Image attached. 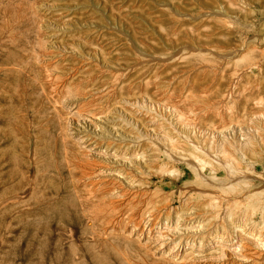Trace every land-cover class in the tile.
I'll return each mask as SVG.
<instances>
[{
	"label": "rangeland",
	"instance_id": "rangeland-1",
	"mask_svg": "<svg viewBox=\"0 0 264 264\" xmlns=\"http://www.w3.org/2000/svg\"><path fill=\"white\" fill-rule=\"evenodd\" d=\"M134 122L145 160L94 153ZM238 225L264 239V0H0V264H264Z\"/></svg>",
	"mask_w": 264,
	"mask_h": 264
},
{
	"label": "bare ground",
	"instance_id": "bare-ground-1",
	"mask_svg": "<svg viewBox=\"0 0 264 264\" xmlns=\"http://www.w3.org/2000/svg\"><path fill=\"white\" fill-rule=\"evenodd\" d=\"M123 102V100L121 101V103ZM164 110V109H163ZM90 116H92V115H90ZM133 120H135V119H133ZM132 120V121H133ZM91 123H92V121H91ZM97 124H99L98 122H96ZM96 123H95V125H96ZM134 124V127L137 129V131H138V134L137 135H135V137L133 138V140H131L132 142H133V145H132V149H131V152L129 151V150H125V149H123V148H121L120 150H115L114 148L112 149V151H111V149L110 148H108V149H110V152L109 151H105V150H103V151H100L99 149H98V151L97 152H94V153H96V155L98 154V155H101V156H104V157H110L111 158V160H114V162H116L115 164H117L118 165V163H120V164H123L122 166H124V164L125 165H132V166H135V165H133L132 163L135 161V163H137L136 165H138L140 162L139 161H143V159H144V153H143V137H145V136H143V134H142V132L140 131V129H139V125L137 124V122L135 123H133ZM187 127V126H186ZM193 127V126H192ZM188 128V127H187ZM192 129V128H191ZM153 129H151V131H152ZM198 131V130H197ZM200 131V130H199ZM202 131V130H201ZM200 131V132H201ZM109 132H110V136H111V138H113V139H116L117 138V136L118 135H121V132L118 130V127H114V125L112 126V127H110V130H109ZM204 132V131H203ZM202 132V133H203ZM217 132V131H216ZM144 133V132H143ZM193 133V132H192ZM205 133V132H204ZM207 133H209V135L210 134H212V135H214V130L211 132V131H208L207 130ZM218 133V132H217ZM148 134V133H147ZM107 135V134H106ZM146 135V134H145ZM204 135V134H203ZM211 135V137H213ZM215 136V135H214ZM149 139L151 140H153V138L154 137H151V133L149 134ZM217 137V136H216ZM123 138H125V136H122L121 135V137H120V139L122 140ZM214 138V137H213ZM120 140V141H121ZM127 140V139H126ZM129 140V139H128ZM183 140V139H182ZM185 140V139H184ZM93 141V140H92ZM187 141V140H186ZM77 142V141H76ZM128 142V141H127ZM154 142V141H153ZM184 142V141H183ZM81 143V146H83V147H87V149L88 150H95V148H91L90 149V145L88 144V143H83L82 141L80 142ZM187 143H188V141H187ZM150 144H151V142H150ZM92 146V145H91ZM150 146V145H149ZM151 146H153L152 144H151ZM99 147H100V145H99ZM154 147V146H153ZM98 148V147H97ZM81 149V148H80ZM85 149V148H84ZM123 149V150H122ZM148 149V148H147ZM196 151V150H195ZM87 152H89V151H87ZM173 156H174V153H173ZM201 157V156H200ZM155 158V157H154ZM173 158H175V157H173ZM110 160V159H109ZM145 160V159H144ZM189 161V160H188ZM95 162V161H94ZM111 162V161H110ZM152 162V161H151ZM97 163V162H96ZM134 163V164H135ZM98 165V164H97ZM96 165V166H97ZM102 165V164H101ZM97 166V168L95 169V168H93L91 171H90V173L89 172H87V173H89V174H87L86 173V171H85V173H86V176L85 177H87V179L89 180V183H94L95 184V187H96V191L98 190L97 188L98 187H101L100 185H102V180L100 179L101 178V174H104V173H106V172H109V171H113V170H115V171H117L118 173V176H120L119 174H121V177H122V181H124V182H130L129 183V185H128V187H126L125 186V188H117L116 186L115 187H111L110 189L108 188V189H103L102 191V193L104 194V195H107V196H109V197H113V196H116V195H124V196H133V194H135V192L133 191V186H134V183H133V181L131 182V181H128L129 179H126V178H130L129 177V175H126L125 173L124 174H122L123 172H121V171H119V170H117V169H115L114 167V169L113 170H111V168L110 167H103V166ZM114 165V163H112V166ZM141 165V164H140ZM104 166H106V165H104ZM116 168H117V166H115ZM120 166H118V168H119ZM124 168V167H123ZM127 168V167H126ZM88 169V168H87ZM89 170V169H88ZM113 173H115V172H113ZM83 174V173H82ZM100 174V175H99ZM116 174V175H117ZM84 175V174H83ZM83 178H84V176H83ZM118 178V177H117ZM133 179V178H132ZM86 180V179H85ZM104 180H105V178H104ZM118 180L119 181H121V179H119L118 178ZM86 182V181H85ZM103 183H106V182H103ZM125 183V184H126ZM91 184V185H92ZM118 184H120V183H118ZM117 184V185H118ZM225 184V183H224ZM127 185V184H126ZM103 186V185H102ZM110 186V185H109ZM108 186V187H109ZM118 186H120V185H118ZM137 186V185H136ZM102 188H104V186L102 187ZM135 188V187H134ZM141 188V187H140ZM234 188V187H233ZM92 189H94L95 190V188H92ZM91 189V190H92ZM124 189H126V190H124ZM204 189V188H203ZM202 189V190H203ZM138 191V190H137ZM134 192V193H133ZM206 192V191H205ZM100 193V192H99ZM101 195V194H100ZM136 195V194H135ZM134 195V196H135ZM141 195V194H140ZM206 195V194H205ZM101 196H103V195H101ZM123 197V196H122ZM207 197V196H206ZM104 198V197H103ZM108 198V197H107ZM133 199H135L136 198V196L135 197H132ZM184 198V197H183ZM116 199H118V197L116 198ZM125 199V198H124ZM127 199V198H126ZM108 200V199H107ZM129 200H131V199H129ZM104 201H106V200H104ZM109 201L111 202L112 200H108V202H107V204L109 203ZM121 201V200H120ZM120 201H118V202H120ZM123 201V200H122ZM251 201V200H250ZM130 202V201H129ZM206 202V201H205ZM106 203V202H105ZM117 203V202H116ZM186 203V202H185ZM190 203V202H189ZM109 205H110V203H109ZM112 205V204H111ZM189 205V204H188ZM206 206H207V203L205 204ZM203 207H205V206H203ZM113 208V207H112ZM195 208V207H194ZM200 208V207H199ZM192 209V208H191ZM196 210H197V208H195ZM203 209V208H202ZM206 209H207V207H206ZM224 209V208H223ZM214 210V209H213ZM216 210V209H215ZM214 210V211H215ZM221 210V209H220ZM140 211V210H139ZM209 211V210H208ZM212 211V210H211ZM211 211H209V212H211ZM228 211V210H227ZM129 212V211H128ZM186 212V211H185ZM189 212V211H188ZM188 212H187V214H188ZM197 212H199V211H197ZM207 212V211H206ZM217 212H219V211H217ZM192 213H194V212H192ZM213 213L214 212H212L211 214L213 215ZM226 213V212H225ZM224 213V214H225ZM126 214V213H125ZM191 214V213H190ZM210 214V215H211ZM122 215H124V214H122ZM181 215V214H180ZM179 215V216H180ZM206 215H208V213L206 214ZM211 215V216H212ZM214 215H215V213H214ZM222 215H223V213H222ZM227 215V214H226ZM225 215V216H226ZM185 216H186V213H185ZM188 216V215H187ZM195 216H196V214H195ZM221 216V215H220ZM184 217V216H183ZM191 217V219H193L192 218V216H190ZM193 217H194V215H193ZM207 217V216H206ZM222 217V216H221ZM179 218V217H178ZM208 218H209V216H208ZM208 218H207V220H208ZM211 219H212V217H210ZM209 218V221H211V219ZM226 218V217H225ZM177 219V216H176V218H175V220ZM184 219H185V217H184ZM184 219H181V218H179V219H177L176 221H175V223L173 222V223H168L167 222V224L166 225H164V228L165 229H167L168 231H170L171 232V235H170V237L171 236H173L172 237V239L170 238V242H172V244H176V242L179 240V239H177L178 237H180V236H178V234H186V237H185V242L187 243V245H189V246H192L193 244H194V239L193 238H191V237H189V238H187L188 237V235H187V233H189V231H190V233L192 234L193 232L194 233H197L198 234V232H200L202 229H200V225H196V224H193L194 223V221L196 220V219H193L192 221H189V222H186ZM189 219V218H188ZM187 219V220H188ZM214 220V219H213ZM223 220V219H222ZM217 220H216V218H215V222H216ZM212 222V224L214 223L213 221H211ZM187 223H192V225L190 226V224H189V226H190V229H189V227H188V224ZM202 223V222H201ZM186 224H187V226H186ZM207 224V223H206ZM215 224V223H214ZM210 225V224H209ZM209 225H207V226H209ZM216 225H218V224H216ZM221 224L219 223V226H220ZM201 226H203V225H201ZM235 226V225H234ZM205 227V226H204ZM163 228V227H162ZM203 228V227H202ZM210 228V227H209ZM204 229V228H203ZM206 229V228H205ZM204 229V230H205ZM211 229V228H210ZM238 229L242 232V233H246L248 236H250V238H252V239H254L257 243H259L262 247H264V239H263V237L261 238L258 234H256L255 232H249V231H245L244 229H243V227H241L240 225H238ZM207 230H208V228H207ZM237 230V229H236ZM157 231V230H156ZM159 231V230H158ZM166 231V230H165ZM208 231H210V230H208ZM179 232V233H178ZM205 232V231H204ZM207 232V231H206ZM173 233V234H172ZM215 233V232H214ZM234 233V232H233ZM159 234L161 235L162 234V232H159ZM159 234H156L157 236L159 235ZM165 234V233H164ZM199 234H201V232L199 233ZM206 234V233H205ZM232 234V233H231ZM160 235H159V237H160ZM202 235V234H201ZM234 235V234H233ZM197 237H198V235H196ZM204 236V235H203ZM235 236V235H234ZM164 237H166V236H164ZM205 237H206V235H205ZM225 236L223 235H221V234H219V233H216V234H212V240H213V242H215V244L216 243H218L217 245L218 246H220V243L221 244H225L226 242H227V240H225V238H224ZM236 237V236H235ZM181 238V237H180ZM211 238V237H210ZM209 238V239H210ZM182 239V238H181ZM228 239V238H227ZM237 239L238 238H235L234 240H236L237 241ZM143 240V239H142ZM166 240V242H168L167 241V238L165 239ZM197 240V239H196ZM195 240V242H198V241H196ZM199 240V239H198ZM211 240V239H210ZM231 240H232V237H231ZM181 241H183V240H181ZM204 241V240H203ZM152 243V242H151ZM161 243V242H160ZM159 243V244H160ZM184 243V242H183ZM186 243H185V245H186ZM200 243H202L201 241H200ZM230 243H232V242H230ZM226 244H228V243H226ZM258 244V246L260 247V245ZM186 245V246H187ZM184 246V245H183ZM186 246H184V247H186ZM195 247H196V245H194ZM224 246V245H223ZM229 246H231L230 248H231V250H232V252H233V254H234V256H235V254H237L238 255V257H240V253H239V251H240V243L239 242H236V243H233V244H230ZM243 246V245H242ZM193 248V247H192ZM198 248H199V246H198ZM229 248V249H230ZM242 248V247H241ZM175 249V248H174ZM177 249V251H178V248H176ZM187 248H185V250H186ZM193 249H195V248H193ZM185 250H183V251H185ZM189 250V249H188ZM196 250H197V248H196ZM218 250V249H217ZM176 251V250H175ZM195 251V250H194ZM198 251V250H197ZM221 251V250H220ZM180 252V251H179ZM188 252V251H187ZM186 252V253H187ZM241 252V251H240ZM221 253V256L223 255V252L221 251L220 252ZM195 254V253H194ZM198 254V253H197ZM177 255V254H176ZM176 255H174V256H176ZM179 255V254H178ZM181 255V254H180ZM197 256V255H196ZM242 256V255H241ZM202 257V256H201ZM176 258V257H175ZM178 258V257H177ZM182 258V257H181ZM191 259V258H190ZM177 260V259H176ZM181 260V259H180ZM179 260V261H180Z\"/></svg>",
	"mask_w": 264,
	"mask_h": 264
}]
</instances>
